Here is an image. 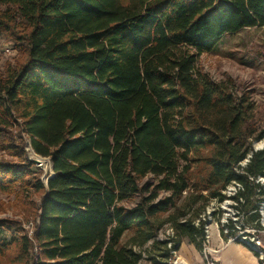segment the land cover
<instances>
[{
    "label": "trees",
    "instance_id": "1",
    "mask_svg": "<svg viewBox=\"0 0 264 264\" xmlns=\"http://www.w3.org/2000/svg\"><path fill=\"white\" fill-rule=\"evenodd\" d=\"M262 27L264 0H0L18 52L0 70V194L39 199L31 237L6 240L0 219V264H164L165 225L174 251L202 252L200 217L234 184L258 227L264 115L197 62ZM23 137L51 161L46 186Z\"/></svg>",
    "mask_w": 264,
    "mask_h": 264
},
{
    "label": "rangeland",
    "instance_id": "2",
    "mask_svg": "<svg viewBox=\"0 0 264 264\" xmlns=\"http://www.w3.org/2000/svg\"><path fill=\"white\" fill-rule=\"evenodd\" d=\"M17 58L18 52L14 49L12 43L4 37L1 38L0 70H3L9 64H13ZM197 69L206 74L212 81L227 84L236 97H249L250 101L256 106L257 112L264 115V27L244 29L234 35L225 36L214 52L199 57ZM27 141L28 139L24 138L26 144L24 148L25 156L32 154L27 146ZM261 142L254 143L253 149L255 150ZM4 159L9 160L10 158L4 156ZM246 164L247 159L241 166L245 167ZM44 168L47 169L38 168V171L40 181L46 186L44 175L45 173L50 174L51 169L48 164H45ZM258 183L261 189L264 190V178L258 179ZM237 192L236 185H231L224 192L227 200L223 203L212 201L209 204L200 217V220L204 222V229L208 228L210 232L222 231L225 228H234L235 224L237 226L243 224V219L241 216L238 218L234 209L235 203L228 199ZM161 196H164V194ZM38 204L39 199L37 196L16 199L14 196L0 194V219H7L16 223L15 226L10 227L5 232L4 237L6 240L22 233L32 236L37 223L35 212ZM19 229L22 230V233ZM169 231L170 226L165 225L159 232L157 240L166 241ZM148 247L146 246L145 249ZM209 261L211 260L209 259ZM148 262V260H144L140 264H148Z\"/></svg>",
    "mask_w": 264,
    "mask_h": 264
},
{
    "label": "built area",
    "instance_id": "3",
    "mask_svg": "<svg viewBox=\"0 0 264 264\" xmlns=\"http://www.w3.org/2000/svg\"><path fill=\"white\" fill-rule=\"evenodd\" d=\"M27 146L32 151L31 152L32 154L31 155L28 154L26 158H29L30 160L38 161V164H35V165L33 164V166L36 169L41 168V169L46 170L47 168H44V165L46 164L45 161H49V165L51 169L50 160L49 159L47 160L46 158H42L36 155L30 146L29 140L27 141ZM52 175H53L52 169H51L50 174L45 173L44 178H45L46 184ZM235 185L238 188V190L241 189L239 185L237 184ZM258 211L260 215L258 227L254 225H244V224H240L241 226H237L235 224V227L233 229L225 228L222 231L220 230L219 233H220L221 238H223L226 243H238L240 245L245 246L252 253L257 255L256 257L260 264H264V203H260V207ZM237 216L239 218V215ZM205 234H206L205 243H204L203 251L201 252V254L203 255L207 264H214V262L209 261L208 259V255L211 252L209 249L210 231L208 228H205ZM173 241H174V232L170 229L166 242H167V248L170 250L171 256L169 259H167L164 262V264H186L180 259L178 251L173 250L172 248L174 245ZM148 264H151V263H148Z\"/></svg>",
    "mask_w": 264,
    "mask_h": 264
},
{
    "label": "crops",
    "instance_id": "4",
    "mask_svg": "<svg viewBox=\"0 0 264 264\" xmlns=\"http://www.w3.org/2000/svg\"><path fill=\"white\" fill-rule=\"evenodd\" d=\"M209 259L215 264H260L257 257L245 246L226 243L219 231L210 232ZM180 259L186 264H206L200 251L183 242L178 250Z\"/></svg>",
    "mask_w": 264,
    "mask_h": 264
},
{
    "label": "water",
    "instance_id": "5",
    "mask_svg": "<svg viewBox=\"0 0 264 264\" xmlns=\"http://www.w3.org/2000/svg\"><path fill=\"white\" fill-rule=\"evenodd\" d=\"M253 150H254V149H253ZM259 150H264V145L256 147L254 151L256 152V151H259ZM249 158H250V156H249ZM27 160H28L32 165H33V164H34V165H35V164H38V161L30 160L29 158H27ZM247 162H248V160H247ZM50 164H51V161H50ZM51 169H52V164H51ZM52 174H54V173H53V169H52ZM52 176H53V175H52ZM52 176H51L50 178H52ZM50 178H49V179H50Z\"/></svg>",
    "mask_w": 264,
    "mask_h": 264
},
{
    "label": "bare ground",
    "instance_id": "6",
    "mask_svg": "<svg viewBox=\"0 0 264 264\" xmlns=\"http://www.w3.org/2000/svg\"><path fill=\"white\" fill-rule=\"evenodd\" d=\"M262 145H264V142H261V143H260L259 145H257V146H262ZM45 163L48 164V166H50V165H49V162L45 161Z\"/></svg>",
    "mask_w": 264,
    "mask_h": 264
}]
</instances>
